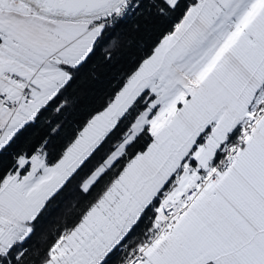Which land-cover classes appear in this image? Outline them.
Masks as SVG:
<instances>
[{"label": "snow or ice", "instance_id": "obj_1", "mask_svg": "<svg viewBox=\"0 0 264 264\" xmlns=\"http://www.w3.org/2000/svg\"><path fill=\"white\" fill-rule=\"evenodd\" d=\"M0 264H264V0H0Z\"/></svg>", "mask_w": 264, "mask_h": 264}, {"label": "trees", "instance_id": "obj_2", "mask_svg": "<svg viewBox=\"0 0 264 264\" xmlns=\"http://www.w3.org/2000/svg\"><path fill=\"white\" fill-rule=\"evenodd\" d=\"M136 58H138V53L135 48L126 50L123 53H117L110 64H105L98 54L93 61L95 79L89 80L86 85L77 86L69 90L70 95L79 97L80 103L74 105L73 109L65 114L66 119L69 121L82 120L86 116L87 111L98 104L106 92L111 91L110 83L114 84L119 77L132 70L133 60ZM41 131L42 128L37 127L31 130L30 134H39ZM75 183L74 181L71 186L73 189ZM59 202L58 198L57 201H54V205ZM53 215L55 216L56 212Z\"/></svg>", "mask_w": 264, "mask_h": 264}]
</instances>
